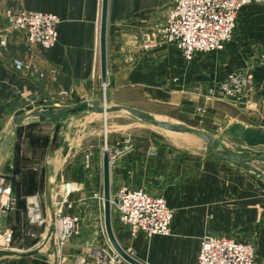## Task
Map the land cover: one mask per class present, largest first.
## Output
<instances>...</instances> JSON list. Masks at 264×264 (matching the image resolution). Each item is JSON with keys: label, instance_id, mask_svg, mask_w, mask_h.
<instances>
[{"label": "crops", "instance_id": "0c3cea01", "mask_svg": "<svg viewBox=\"0 0 264 264\" xmlns=\"http://www.w3.org/2000/svg\"><path fill=\"white\" fill-rule=\"evenodd\" d=\"M101 4L102 0H0L2 28L8 14L21 10L53 14L60 21L55 45L48 51L29 46L23 32H0V177L12 187L17 212L28 209L30 200L45 212L43 239L52 228L47 179L53 203L63 183L75 186L70 208L63 209V214L79 217L80 233L63 249L59 264H73L83 247H111L104 231L103 207L95 197L102 196V148L85 146L90 133L82 136L78 131L73 137L72 131L79 126L85 130L86 119L73 114L92 107L83 103L100 100L92 91L100 94L102 88ZM165 15L162 0H107L106 103L145 112L143 106L168 107L181 114L200 111L194 115L197 124L216 133L231 131L232 138H224V147L264 173V146L248 148L234 136L239 126L264 134V6L244 7L224 49L197 54L191 61L152 37L154 26L161 25ZM14 61L27 64L29 70L17 71ZM233 72H250L252 88L243 97L228 100L217 87ZM77 105L81 106L65 113L56 125L54 116ZM18 112L26 118L13 127ZM29 113L51 118L29 117ZM110 116L119 118L117 113ZM127 127L111 124L107 133L111 192L127 186L162 197L173 219L167 237L132 234L112 221L118 244L142 264H195L203 237H226L252 245L256 264H264V179L208 154L187 157L164 145L128 141ZM88 153L89 169L84 166ZM13 211L0 212V234L8 230ZM31 250L47 251L54 264L49 243L17 253ZM32 258L6 261L3 256L0 264H30Z\"/></svg>", "mask_w": 264, "mask_h": 264}, {"label": "built area", "instance_id": "2783aa9c", "mask_svg": "<svg viewBox=\"0 0 264 264\" xmlns=\"http://www.w3.org/2000/svg\"><path fill=\"white\" fill-rule=\"evenodd\" d=\"M166 7L164 22L154 26L152 37L162 44L170 45L186 61H191L197 54L222 51L231 40L235 23L240 11L249 5L264 6V0H162ZM59 18L53 14L17 11L5 18V27L26 34L29 46H38L44 51L52 49L57 38ZM4 43V41H2ZM151 46V44H148ZM17 71H28L29 67L21 61H14ZM53 73V72H52ZM253 77L250 72H233L218 85L220 95L228 100L248 94L252 88ZM105 85H102V109L107 108ZM62 97L66 93H61ZM104 116V115H103ZM106 125L104 126L105 129ZM107 133L104 132L102 152L108 150ZM117 154V151H113ZM84 166H91V154L84 156ZM75 186L63 183L56 193L54 216L49 221L51 232L46 242L51 247L50 257L62 261V251L79 236L80 219L74 215H64L63 209L70 208L69 198ZM103 207L101 195H95ZM16 198L11 185L0 177V212H9L15 207ZM28 217L30 223L43 225L38 211V204L30 200ZM112 221L126 227L132 234L143 233L147 237L171 235L173 211L162 197L150 196L141 189L120 186L111 192L110 198ZM45 239V238H44ZM12 240V233L5 230L0 234V252H6ZM73 264H124V261L111 247H83ZM195 264H256L254 247L226 237H203L199 243Z\"/></svg>", "mask_w": 264, "mask_h": 264}, {"label": "rangeland", "instance_id": "374dc122", "mask_svg": "<svg viewBox=\"0 0 264 264\" xmlns=\"http://www.w3.org/2000/svg\"><path fill=\"white\" fill-rule=\"evenodd\" d=\"M94 98H98V102H94L98 108H102V88L101 93L93 89ZM138 101V100H136ZM69 104H76L77 101H68ZM71 106V105H70ZM107 107H110L109 103H107ZM148 112L152 118H154L157 121H164L169 124H177L182 125L189 128H194L201 130L205 133L211 134L218 138L221 145L220 147H224L225 140H228L232 138L231 131L230 132H222V133H216V129H210V128H204L201 126V124H197L198 116L200 114V111H192L190 112H184L179 113V111L170 109L168 107L163 106H143ZM86 112L78 111L75 112L73 115L77 119H82L84 121L85 119V130L82 127H74L72 131L74 132L75 137L78 135V131L82 133H90V136L85 137L84 141L86 147L95 148L99 150V148H103L104 144V132L109 133L111 130V124L116 125H123V126H129L127 127V130L125 133L127 134L128 141L131 140H137V141H145L146 143H150L153 146H160L164 145L169 148L177 149L178 151H181V153L186 154L187 157H203L207 155V149L206 144L196 137L195 135L191 133H171L166 132L163 130H159L157 128H154L150 125L145 124L141 120L129 115L125 112L117 113L119 115V118H116L113 120L110 114H107L106 116H103L100 113H97L96 110L92 107H87L85 110ZM196 115V116H194ZM106 125L105 129L104 126ZM109 135V134H108ZM107 135V143L110 141L108 140ZM83 136V135H82ZM73 137H70V141ZM73 144H77V140L73 141ZM16 206V202H15ZM30 206V205H29ZM14 210V211H13ZM11 210L13 213L9 216L8 220V230L12 233V240L9 245L8 251H6V261H19L17 251H22L27 248H36L38 244L44 245L47 243V236L44 235V238H42V226L39 224H33L30 223L29 217H28V209L26 208L25 211L17 212L14 209ZM38 211L40 215L42 216V219L46 220L45 216L46 214L42 213V210L38 206ZM44 211V210H43ZM51 232V229L48 231V234ZM39 252V250H37ZM26 253V252H25ZM49 253L47 251H44L40 254H36L32 257V259L28 260L27 262L30 264H50V259L48 257ZM124 264H127L124 262Z\"/></svg>", "mask_w": 264, "mask_h": 264}, {"label": "water", "instance_id": "95a60500", "mask_svg": "<svg viewBox=\"0 0 264 264\" xmlns=\"http://www.w3.org/2000/svg\"><path fill=\"white\" fill-rule=\"evenodd\" d=\"M106 17H107V0H102L101 4V17H100V29H99V63H100V81L102 85L106 84L107 77V68H106ZM83 104L90 105L96 110L97 113H100L104 116L111 113H120L125 112L129 115L141 120L147 125H150L159 130H163L171 133H191L201 139L206 144L207 154L210 158L215 160H221L236 167L242 168L245 171H249L256 176L264 179V173L258 171L251 165H249L244 157L239 153L232 152L222 146L220 141L213 135L205 133L201 130L185 127L177 124H163L160 121L155 120L151 115L145 111L135 109L127 106H112L105 109H100L96 104L91 102H86ZM81 106V105H80ZM79 105L73 107H67L62 109L54 118L56 119V125L62 118L65 113H70L75 111L80 107ZM30 110V109H27ZM16 120L13 123V127L21 123L26 117L22 115V112L16 114ZM29 117H39L40 119H50V115L43 113H29ZM234 136L238 138L242 143L248 148H255L258 146H264V134L261 132L254 131L252 129H247L242 126L237 127L234 130ZM65 149L67 148V143H64ZM264 162V160H262ZM110 154L108 150H104L102 153L101 159V168H102V198H103V220H104V231L107 237V240L113 249V251L127 264H142L129 253H127L116 241L113 227H112V218H111V207H110V198H111V189H110ZM46 196L50 203L51 215L54 216V203L50 198V185L48 179L46 181ZM38 253L37 250H31L26 253L18 254L19 258L34 256ZM7 253L0 252V258L6 256ZM54 264H58V257L54 256Z\"/></svg>", "mask_w": 264, "mask_h": 264}, {"label": "trees", "instance_id": "16d2710c", "mask_svg": "<svg viewBox=\"0 0 264 264\" xmlns=\"http://www.w3.org/2000/svg\"><path fill=\"white\" fill-rule=\"evenodd\" d=\"M84 107L80 108L79 110H82ZM5 264H17V263H14V262H11V263H5Z\"/></svg>", "mask_w": 264, "mask_h": 264}, {"label": "bare ground", "instance_id": "6f19581e", "mask_svg": "<svg viewBox=\"0 0 264 264\" xmlns=\"http://www.w3.org/2000/svg\"><path fill=\"white\" fill-rule=\"evenodd\" d=\"M161 123H163V124H167L166 122H164V121H160Z\"/></svg>", "mask_w": 264, "mask_h": 264}]
</instances>
